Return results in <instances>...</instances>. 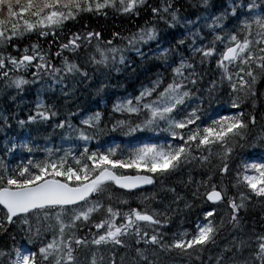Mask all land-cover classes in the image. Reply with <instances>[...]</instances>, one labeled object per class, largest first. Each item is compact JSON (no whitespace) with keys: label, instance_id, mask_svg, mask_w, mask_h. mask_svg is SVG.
Segmentation results:
<instances>
[{"label":"snow or ice","instance_id":"obj_1","mask_svg":"<svg viewBox=\"0 0 264 264\" xmlns=\"http://www.w3.org/2000/svg\"><path fill=\"white\" fill-rule=\"evenodd\" d=\"M178 3L0 0V95L13 102L25 86L36 84L41 90L44 84L49 89L63 85L61 92L67 97L70 93L64 91V81L69 76L90 81L89 67L94 72L113 68L119 72L118 64L127 66V50L143 58L138 45L159 41L158 23L168 29L184 28L180 36H173L174 44L160 50L169 73L167 81L158 74L137 95L113 104L112 111L128 119H118L109 128L103 113L95 111L77 125L72 122L77 113L68 112L61 118L55 103L37 95L34 110L26 119L16 120L29 133L34 125L50 126L52 134L60 130L61 143L49 146L48 136L39 146L33 135L20 140L11 137L0 148V235L12 240L10 247H0V264H175V257L186 259V264H264V232L246 233L239 215L253 199L264 201V123L259 134L253 133L258 123L256 109L264 102V90L258 87L264 82V0H232L223 12H209L195 20L182 17ZM193 6L207 11L210 0H199ZM105 9L137 17L140 9H146L152 19L137 32L121 37L125 47L104 40L99 31L86 30L72 33L55 53L51 51L69 21L84 13L107 15ZM230 20L235 21L231 28ZM33 35L53 38L48 51L39 43L21 50L20 44ZM213 61L214 78L205 84V66ZM105 87L101 84L97 94ZM12 90L15 95L10 94ZM214 103L218 108L227 104L228 113L205 108ZM247 105L251 110L246 112ZM259 119L264 122V114ZM11 127L9 116L0 114V131ZM118 131L125 137L145 132L166 135L162 143L141 140L128 148L101 143L108 133ZM246 148L259 149L262 158H244L238 150ZM18 150L28 155L12 164ZM233 161H238L235 168ZM174 177H180L178 182L185 190L190 189V199L188 191L181 195L167 184ZM157 185L159 191L141 198L143 207L123 211L113 206L114 199L129 203L117 197L115 189L132 193ZM167 193L172 200L166 203ZM202 197L203 219L194 230L169 233V213L179 211L172 204L183 200L184 208L192 209ZM221 204L228 209L227 223L218 212ZM229 226V234L236 235L220 246L217 237ZM85 227L87 234L78 235ZM214 249H218L215 254ZM82 251L88 255L81 257Z\"/></svg>","mask_w":264,"mask_h":264},{"label":"trees","instance_id":"obj_2","mask_svg":"<svg viewBox=\"0 0 264 264\" xmlns=\"http://www.w3.org/2000/svg\"><path fill=\"white\" fill-rule=\"evenodd\" d=\"M149 3L153 5H157L159 0H149ZM199 0H179L178 6L180 7V14L182 17L187 16L190 19L195 20L197 16H207L209 12L219 14L227 9L232 3V0H210V7L207 11L202 8L194 7L193 5H198ZM104 12L107 15L102 13H84L82 14L78 20L69 21L64 28L62 33H58L56 43L51 45V51L55 53L58 50L59 43L67 42V39L71 36L72 33L77 31H86V30H96L102 33L104 40H113L114 46L117 47H125L126 41L122 40L121 37H127L131 33L137 32L138 29L144 25L145 21L151 20L150 10L140 9V15L137 17L133 14H121L112 9H105ZM235 21H229V28H231L232 24ZM201 24H203V20H201ZM85 25L87 28L85 29ZM157 27L161 28V38L159 39V43L163 48L168 47L170 44H174L173 36H180L181 33L184 32V28L179 25L174 29H168L163 23H158ZM207 30L205 29V32ZM114 33H118L119 36L113 37ZM52 37L49 36L45 39H38L35 35L31 37L30 40H25L20 44L21 50L24 46L30 43H39L43 50L48 51L49 44L52 41ZM11 51V49H9ZM92 49H89L91 52ZM16 54V53H13ZM160 52L155 53L150 52L148 55L138 56L135 51L127 50L124 55L126 57L127 66L117 65L120 69L117 72L114 68L111 71L101 69L99 72H94V70L89 67L87 70L89 71V75L92 77L90 81L81 82L80 77H71L69 76L64 84L67 85V88H64V91H68L70 93L69 96L65 97L62 95L61 89L63 85H54L53 89H47L44 92L43 98L47 103H55L57 107L61 111V118L66 115L68 112H75L77 115L73 118L74 124H79V120L81 117L87 114H91L95 111H100L103 113L104 123L111 127V124L114 123L118 119H128L126 114L122 115L120 113H115L112 111L113 104L120 98H123L128 95H136L139 91V88L143 85L150 83L153 80L155 74H162L166 81L169 78V73L164 70L163 67V59L160 57ZM70 59H76V57H71ZM53 62L57 65L60 64L59 59H54ZM206 76L205 83L208 82L211 78H214V69L215 62L213 61L211 65H206ZM170 71V70H169ZM28 78L31 79L30 74H27ZM101 84L106 85L103 92L97 94L96 89L101 86ZM46 85V84H45ZM40 85H28L25 86V90L22 95L17 96L16 101L13 102L6 95H0V110H3V115L9 116V123L12 125L11 128H5L3 131H0V148L3 147L5 141L11 137H16L17 140L20 139H29L31 136H35V143L39 146H43L45 142H47L46 138L51 136V140H57L60 137V130H57L55 134H52L50 126L44 125H34L32 127L31 133L28 130H22L16 123L17 119H26L27 115L30 113V110H34V104L37 99V95L40 89ZM260 89L264 90V82L258 86ZM46 88L47 85H46ZM45 88V89H46ZM11 95H15V90H12ZM224 99H227V96H224ZM205 108L208 109L209 112H220L227 114L229 109L227 104H223L219 108L214 103L211 108L205 104ZM246 112L250 111V105L245 106ZM264 114V102H260L256 109V115L258 118L257 126L253 129L254 134H259L261 132V124L264 123L260 121V116ZM247 118V117H246ZM134 121L137 119L135 116L131 117ZM147 134H136L133 140H128L125 136H123L119 131L115 133H108L101 139V143L106 147L107 143L109 144H120L122 148H128L126 144L132 143L134 140H138L139 142L149 135ZM165 135L163 134L156 139V142H164ZM138 136V139H137ZM93 147L95 146V142H93ZM240 155L244 158L251 157L252 159H261L262 154L259 149L252 150L246 148L244 150H238ZM24 151H17L12 158L11 163L15 164L18 162L19 158H26ZM40 155V154H38ZM238 161H233V168L236 167ZM230 177L233 175L229 174ZM184 179H187V176H183ZM180 177H174L172 180L167 181V184L176 188L177 192L181 195H184L186 191L189 192L188 198L190 199V189L185 190L183 186L178 182ZM199 179V176H197ZM226 178V182H227ZM117 197L127 199L129 203L127 205L120 203L119 199H114L112 201L114 207H119L123 211H127L129 207H143L141 204V198L145 195H149L152 192L159 191V185L156 187H151L142 191H134L132 193L125 192L123 190L115 189L114 190ZM232 192L235 190L232 189ZM201 192H204V189H201ZM172 200L171 193L165 194V202H170ZM203 200H198L195 202L192 209L184 208V201L181 200L179 204H172L173 209H179L176 212H170L169 214L172 216L171 224L168 227L167 231L169 233L180 231V230H188L193 231L194 226L198 220H202V209L200 204ZM151 203V202H150ZM152 207L161 208L160 204H151ZM226 205L221 204L218 206V212L220 216L225 218V222L228 219V216L223 211V208ZM204 207H209V205H204ZM102 215V214H101ZM241 224L245 225L246 233L251 232V230H255L257 233L264 232V201L259 199H253L251 203L247 204L246 210L240 211ZM100 217H94L95 220H98ZM219 219V216L217 217ZM180 227V228H179ZM227 229L230 227H226ZM85 231L88 232V229L85 227ZM10 231H14L10 229ZM94 232L95 229H92ZM86 232V234H87ZM223 230L220 232L222 236ZM85 232L78 233L81 236H84ZM220 235L218 237H220ZM236 235V233L229 232L226 233L227 240H220L221 243L226 242L225 244L231 241L232 236ZM223 236V237H224ZM90 238V236H89ZM18 242L23 243V241H19V235H17ZM220 241L218 243L220 244ZM12 245V240L9 235H0V247H10ZM220 246H222L220 244ZM218 251V249H214L213 253ZM105 257L107 258L108 251L104 250ZM207 253L205 254V257ZM118 259V257H117ZM175 264H186V259H182L180 257H175ZM192 264H196L195 261Z\"/></svg>","mask_w":264,"mask_h":264},{"label":"rangeland","instance_id":"obj_3","mask_svg":"<svg viewBox=\"0 0 264 264\" xmlns=\"http://www.w3.org/2000/svg\"><path fill=\"white\" fill-rule=\"evenodd\" d=\"M158 29L159 30H161V28H159L158 27ZM162 31H160V33H161ZM158 45H159V47H158ZM122 47V46H121ZM138 47H140L141 48V51H142V53H143V55H149L150 54V52H155V53H159L160 52V50L163 48V46H161L160 45V43H159V41H153V42H150V43H148V44H145V45H138ZM157 75H158V73L157 74H155L154 75V77H153V80L157 77ZM151 83V82H150ZM150 83H148V84H146V85H149ZM205 84H207V83H205ZM40 85V84H39ZM47 85V84H46ZM46 85L44 84L43 85V90H41V88H42V86L40 87V89H39V92H38V94H39V96L41 97V98H43V94H44V92L45 91H47V89H49V88H46ZM146 85H143V86H146ZM46 88V89H45ZM141 89V87L139 88V90ZM138 93H139V91H138ZM137 93V94H138ZM136 94V95H137ZM129 96V95H128ZM126 97V96H125ZM0 114H4L3 113V110H0ZM88 115V114H87ZM84 116H86V115H84ZM83 116V117H84ZM82 118V117H81ZM80 121V120H79ZM138 134H149L145 139H144V141L143 142H156V139L158 138V137H160L161 135H163L164 133H159V134H155V133H151V132H145V133H138ZM127 138V141L128 140H133L134 138H130V137H126ZM136 138V137H135ZM26 139V138H25ZM137 139H138V136H137ZM128 142H130V141H128ZM46 143V142H45ZM60 143H61V141H60V137L55 141V140H51L50 142H49V146H59L60 145ZM138 143H139V141L137 140H134V141H132V143H130V144H126L127 146H129V147H134V146H137L138 145ZM109 145H112V144H109V143H107V146H109ZM64 146L65 147H68V146H70L69 144H67V143H65L64 144ZM106 146V147H107ZM19 151H22V150H19ZM25 153V155H26V157H27V153L26 152H24ZM38 154H40V155H38ZM24 155V156H25ZM37 156L39 157V156H42V153H37ZM223 211H225L226 213V215L228 216V209H227V206H225L224 208H223ZM226 223H227V221H226ZM230 227V226H229ZM180 228V227H179ZM229 229L230 228H225L224 230H223V232H222V236L220 235V237H217V241H220V240H227L226 239V233L227 232H229ZM83 232H85L84 234H86V232L87 231H85V229L83 230ZM79 235V234H78ZM225 235V236H224ZM224 236V237H223ZM51 237L49 236V239H50ZM91 238V237H90ZM89 238V239H90ZM225 243L226 242H223V243H221V241H220V244L223 246V245H225ZM213 254H215V253H213ZM85 255H88V253H85V252H81V257H83V256H85Z\"/></svg>","mask_w":264,"mask_h":264},{"label":"water","instance_id":"obj_4","mask_svg":"<svg viewBox=\"0 0 264 264\" xmlns=\"http://www.w3.org/2000/svg\"><path fill=\"white\" fill-rule=\"evenodd\" d=\"M150 187L151 186H144V188L142 190L147 189V188H150ZM136 191H140V190H136Z\"/></svg>","mask_w":264,"mask_h":264},{"label":"bare ground","instance_id":"obj_5","mask_svg":"<svg viewBox=\"0 0 264 264\" xmlns=\"http://www.w3.org/2000/svg\"><path fill=\"white\" fill-rule=\"evenodd\" d=\"M151 187H153V186H151ZM151 187H150V188H151ZM105 255H106V254H105ZM204 258H205V260H206V259H207V256H206V257H204Z\"/></svg>","mask_w":264,"mask_h":264}]
</instances>
